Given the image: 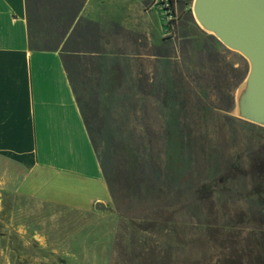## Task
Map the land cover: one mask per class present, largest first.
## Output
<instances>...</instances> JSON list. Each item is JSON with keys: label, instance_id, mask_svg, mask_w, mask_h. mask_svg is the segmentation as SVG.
<instances>
[{"label": "rangeland", "instance_id": "rangeland-1", "mask_svg": "<svg viewBox=\"0 0 264 264\" xmlns=\"http://www.w3.org/2000/svg\"><path fill=\"white\" fill-rule=\"evenodd\" d=\"M31 1L50 15L76 6ZM192 5L172 0L169 15L152 0L161 21L156 35L127 34L126 41H140L126 42L125 56L74 63L72 86L108 162L116 202L110 195L97 202L100 210L96 203L71 208L22 193L25 170L0 157V264H264V248L258 246L257 254L247 247L264 238V211L253 197L264 193L255 179L264 172V125L237 112L249 63L196 21ZM212 42L230 56L222 57ZM174 115L185 133L197 131L192 142L211 147L213 158L207 152L189 160V166L201 158L193 167L219 168L211 190L196 187L201 175L195 173L180 193L172 178L158 176V160L147 155L143 132L156 134L151 146L158 154Z\"/></svg>", "mask_w": 264, "mask_h": 264}, {"label": "crops", "instance_id": "crops-1", "mask_svg": "<svg viewBox=\"0 0 264 264\" xmlns=\"http://www.w3.org/2000/svg\"><path fill=\"white\" fill-rule=\"evenodd\" d=\"M68 1L76 6L50 15L36 1L0 0V157L25 170L22 193L86 208L110 194L72 86L74 63L125 56L126 42L140 41L127 34L156 35L161 21L152 0Z\"/></svg>", "mask_w": 264, "mask_h": 264}, {"label": "water", "instance_id": "water-1", "mask_svg": "<svg viewBox=\"0 0 264 264\" xmlns=\"http://www.w3.org/2000/svg\"><path fill=\"white\" fill-rule=\"evenodd\" d=\"M196 21L223 46L239 52L249 63L241 95L256 118L240 116L264 125V0H199ZM102 208L96 203L95 210Z\"/></svg>", "mask_w": 264, "mask_h": 264}, {"label": "trees", "instance_id": "trees-1", "mask_svg": "<svg viewBox=\"0 0 264 264\" xmlns=\"http://www.w3.org/2000/svg\"><path fill=\"white\" fill-rule=\"evenodd\" d=\"M170 4H172V0H169ZM211 37V36H210ZM218 47V53L222 55V57H229L231 52H229L227 49L223 48L219 43H213L212 42V48H216ZM240 60L242 61V63H246L245 59H243L242 57H240ZM247 71V70H246ZM245 71V73H246ZM229 103L230 105L233 103V98L230 97ZM165 105L167 104V101L164 100ZM79 103V109L82 115V118L85 122L86 128H87V132L89 134V137L91 139V143L93 146V149L95 151L97 160L99 162V165L101 167L102 170V174L103 177L107 183L110 195L113 199V201L116 202V194H117V188H116V184L113 180V178L110 176L109 171H108V166H107V161L106 158H104V156L102 157L100 155L99 149L97 147V143L93 137V134L91 132V128L89 125V122L87 120L86 114L82 108V106ZM231 106H212L211 109H215L216 111H221V112H225L230 108ZM227 109V110H226ZM226 117V118H225ZM170 121H173V126L171 128H168L165 131V143H163L160 146L159 149V153L156 154V152H153L152 149L153 147L152 145V138H155L156 134L153 132H148V131H144L143 132V139H144V144L145 147L147 149V151L149 152L147 155L151 156L153 160H158V176H160L161 178L164 179H173V185L175 187V189H177L180 193H182L185 190L188 191V185L189 183L192 181L194 174L196 173V175H201L200 180L197 182L198 184L196 185V187L202 188V189H207V190H211L212 186L210 184V182H212L213 179L216 178L217 174L219 173V168L217 167H210L209 165L207 166L205 165H195V167H193L194 162L195 161H201L200 160H196L193 158V160L191 159V163L192 166H189V160L190 157L192 155H197V153H199L202 156H205V153L208 152L209 155H211V157L213 158V152L211 151V147L208 146V144H205L198 147L197 142H192L195 140V136L197 134V131H193V132H188L185 133L183 129L179 128L178 125V116L174 115L169 117ZM225 120L227 119H231L229 116H225L224 115ZM214 119V118H213ZM226 126H229L230 124L228 122L224 123ZM155 135V136H154ZM143 167V166H142ZM193 167V168H192ZM254 167L256 168V171L259 169V165L255 164ZM255 179L258 181H262L264 183V172L261 173H257ZM264 188V187H263ZM170 194V192H166L165 195L168 197ZM212 191H210V195H212ZM263 198H262V196ZM261 195L259 193H254V199L255 201H259V205L260 209H262L264 211V193ZM178 204H181V202H179ZM262 242L260 243H256V241L253 239L250 241L249 244H247L248 247V252L250 253H255L258 252L259 253V247L258 246H262L264 248V238H261Z\"/></svg>", "mask_w": 264, "mask_h": 264}, {"label": "bare ground", "instance_id": "bare-ground-1", "mask_svg": "<svg viewBox=\"0 0 264 264\" xmlns=\"http://www.w3.org/2000/svg\"><path fill=\"white\" fill-rule=\"evenodd\" d=\"M199 0H193V5H192V8H193V12L194 14H196V5H197V2ZM245 86V84H244ZM243 91L241 92L240 96L238 97L239 98V101H240V112L241 114H243L245 117H248V118H252L254 116L253 113H251V110H250V107L249 105L247 104L246 101H243L241 95H242Z\"/></svg>", "mask_w": 264, "mask_h": 264}, {"label": "built area", "instance_id": "built-area-1", "mask_svg": "<svg viewBox=\"0 0 264 264\" xmlns=\"http://www.w3.org/2000/svg\"><path fill=\"white\" fill-rule=\"evenodd\" d=\"M157 1L161 3V6L163 7L166 13H168L169 15L172 13L169 0H157Z\"/></svg>", "mask_w": 264, "mask_h": 264}]
</instances>
